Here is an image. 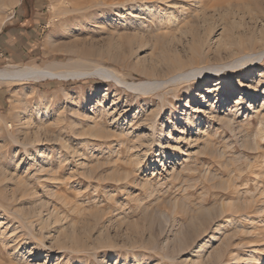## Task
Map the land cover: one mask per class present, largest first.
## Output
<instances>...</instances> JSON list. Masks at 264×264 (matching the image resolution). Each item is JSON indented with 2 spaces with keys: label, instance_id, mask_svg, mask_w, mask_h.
Segmentation results:
<instances>
[{
  "label": "rangeland",
  "instance_id": "rangeland-1",
  "mask_svg": "<svg viewBox=\"0 0 264 264\" xmlns=\"http://www.w3.org/2000/svg\"><path fill=\"white\" fill-rule=\"evenodd\" d=\"M221 1L17 0L0 9V68L61 74L0 82V264H190L208 240L198 259L206 264L208 253L234 228L236 240L218 264H234L230 253L241 257L238 264L250 254V264H264V214L255 213L264 203V138L258 134L264 48L244 50L258 58L254 67L246 66L250 76L223 75L228 89L214 101L206 87L219 78L216 69L232 63L234 51L213 57L227 24L208 7ZM226 1L256 7L251 13L232 11L235 36L264 31V0ZM199 8L211 13L213 31L204 56L182 71L207 66L210 74L178 78L167 72L159 40ZM171 49L183 59L189 55L186 41ZM97 69L117 80L97 75ZM140 80H150V86L125 85ZM259 80V88H248ZM237 198L256 200L248 212L251 222L230 217L240 222L231 226L227 214L214 211L198 219L201 210ZM47 214L62 217L60 224L41 230ZM217 223L220 231L214 230ZM72 228L76 247L58 244L60 250L58 230Z\"/></svg>",
  "mask_w": 264,
  "mask_h": 264
},
{
  "label": "bare ground",
  "instance_id": "bare-ground-1",
  "mask_svg": "<svg viewBox=\"0 0 264 264\" xmlns=\"http://www.w3.org/2000/svg\"><path fill=\"white\" fill-rule=\"evenodd\" d=\"M200 1V0H199ZM17 0H0V9L2 8H10L13 5L17 4L16 3ZM123 3V2H122ZM221 3H223V1H221ZM146 4V3H145ZM150 4V3H149ZM201 4V3H200ZM256 4V3H255ZM138 5V4H137ZM234 5H236L237 7H234ZM211 8L212 12L214 14L218 15L220 14V16L223 14V16H221V20H225V24H227V27L225 26L223 28V34L221 35V39H219L218 41H216L215 44V51H214V55L213 57H217L220 58L221 55L223 54L222 51L226 52L228 50H231L232 48L234 49L233 52L229 53V58H232V63L230 64H226L227 66L229 65V67L231 68L228 71V67L227 66H222L218 69H216V73H218L219 78L213 82V85H211V87H206L207 88V93L211 92L213 94H215L214 96V101L217 99V95L218 93H220V91L226 89L224 84H225V79L223 77V75L225 76H231L230 72H237L240 71L245 77L250 76V71L246 69V66H252L254 67L255 65H253V62H255L257 59H255V61L252 60V58L250 57L251 53L249 52V54L245 53L244 50L250 48L253 49L254 47H256V45H258L259 49L263 51L264 48V31L260 32L259 35H257L256 33H250L249 35L245 34H239L238 36H235L233 33V29L236 28L237 26V22H232L229 21L230 19V15H234L236 12H232V11H246L248 13H251L252 11H256V7H250V3H231L229 1H226L223 4H218L215 3V5H209ZM256 6L258 7V4H256ZM8 8V9H9ZM260 8V7H259ZM200 9V8H199ZM3 11V10H2ZM149 11V10H148ZM198 14H196L191 20L183 22L182 24H180V26H176L175 28V33L171 34L169 36H165L162 37L160 41V49H161V55H162V62H164L166 69L168 70V73H178V78H201V77H205L207 76L209 73V67H197V68H193L190 69L189 71H182L186 65H192L193 64V60L196 58H200L202 57V53H204L203 48L206 47L207 44V37L209 36L210 33H212L213 31V25L212 23H210L212 20H210V16L211 13L209 15V13L207 12V9L204 10L200 9L198 10ZM173 17V16H172ZM213 17V16H212ZM190 19V18H189ZM168 20V18H167ZM182 20V19H181ZM186 20V19H185ZM170 21V19H169ZM235 21V20H234ZM166 22V21H165ZM173 22V20H172ZM173 24V23H172ZM174 25V24H173ZM229 26V27H228ZM202 28L203 32H200V29ZM172 32V31H171ZM173 33V32H172ZM183 41H186L187 43V51L189 52V55L186 57V59H183L182 56L176 51H172L171 46L175 43V44H181L183 43ZM257 48V47H256ZM203 51V52H202ZM256 52V51H255ZM261 52V51H260ZM257 53V52H256ZM204 56V55H203ZM207 57V56H206ZM224 61V60H223ZM220 62V61H219ZM229 63V62H228ZM234 63V64H233ZM198 65V64H197ZM225 65V64H224ZM227 67V68H226ZM155 68L152 70L151 75H156V70ZM101 71L102 73H98L97 75L107 78V79H116L117 80V76L115 74H113V72H110L107 69H97L96 70ZM142 72V71H141ZM220 73H222L220 75ZM77 74V73H76ZM146 74V73H145ZM63 75V74H62ZM73 75V74H71ZM75 75V74H74ZM78 75H84L82 73H78L76 75L77 78H80L82 76H78ZM61 74L59 73H55V71H52L50 69L47 68H39V67H30V66H8L7 68H0V82L2 83H11V82H26V81H39V80H44V79H48V78H54V77H60ZM257 76V75H256ZM177 78V76H176ZM175 78V79H176ZM174 79V80H175ZM150 80L148 81H137L136 83H124L128 88L132 89V90H139L140 88H145V87H149L150 86ZM263 80H259L256 85L254 86H248L249 89L251 90H255L257 88L260 87V83H262ZM164 83V82H163ZM154 84V83H153ZM162 84V83H161ZM239 87L242 90L248 89L247 87L244 86V84L242 82L238 83ZM263 86V85H262ZM156 88V87H155ZM230 90H228L227 94H229L230 96H232L235 92L234 89L232 88V86H230ZM211 89V90H210ZM228 89V88H227ZM226 89V90H227ZM248 89V90H249ZM263 92H264V88ZM241 90V91H242ZM250 90V91H251ZM259 90V89H258ZM191 89H188L187 93H190ZM261 91V89H260ZM226 93V91H225ZM253 93V92H252ZM254 94V93H253ZM264 95V93H263ZM253 97L255 98V94L253 95ZM224 101V100H223ZM263 104V102H262ZM154 115V114H153ZM155 116V115H154ZM155 118V117H154ZM149 120V119H148ZM263 121H260V126H259V136L264 138V117L263 119H261ZM154 124V123H153ZM160 129L158 130L159 133L161 134L162 129L164 128V122H160ZM228 126H232V125H228ZM152 127V126H151ZM94 128V127H93ZM98 128V127H97ZM90 130V129H89ZM92 130V129H91ZM98 130H100L98 128ZM93 131V130H92ZM87 132V131H86ZM96 132H98L96 130ZM100 134V132H98ZM96 133V134H98ZM92 134V133H91ZM102 134V132H101ZM35 136V135H34ZM30 138V137H29ZM28 138V139H29ZM30 140V139H29ZM33 140V139H31ZM163 157L166 156V153L162 154ZM137 162V160H136ZM138 163H139V159H138ZM137 166V164L135 165ZM140 166V165H139ZM138 166V167H139ZM249 167V166H248ZM249 169V168H248ZM253 170H251L252 173ZM241 172V171H239ZM264 172V171H263ZM249 174V173H248ZM255 174V173H252ZM257 174V173H256ZM263 174V173H262ZM261 174V175H262ZM240 175V174H239ZM258 175V174H257ZM256 175V176H257ZM259 175V176H261ZM242 176V175H241ZM239 176V177H241ZM250 176V175H249ZM255 176V175H254ZM129 177L126 175V178ZM245 177V176H244ZM259 178V177H258ZM261 178V177H260ZM123 179V178H122ZM3 181V180H2ZM254 181V180H253ZM26 189V188H25ZM16 191V190H14ZM19 192V191H18ZM17 194V193H16ZM6 196V195H5ZM24 196V195H23ZM238 199V198H237ZM6 200V199H5ZM11 200V199H10ZM256 202V200H255ZM254 201H252L251 199L247 200V199H243L240 200V198L238 200H234V201H223L220 205H218V208H215L213 210H201L198 213V219L203 220L204 218L210 217L212 212L213 213H217L219 215H225L227 214V218L225 220V223L233 226H236V223L238 224L239 221H235L230 217H234L236 218V216H238L237 218L240 217H244L245 219H248L249 221L252 220V217L248 214L249 210L253 209L254 210ZM259 203V202H258ZM263 203V202H261ZM260 203V204H261ZM12 204V203H11ZM262 206H260L258 208L257 206V210L255 213H259V215H263L264 214V203L261 204ZM255 206V207H256ZM214 208V207H213ZM201 209V208H200ZM252 210V211H253ZM32 212V211H31ZM37 212V211H36ZM36 212H33L36 213ZM40 213V212H38ZM250 213V212H249ZM54 214V212H53ZM57 214V212L55 213ZM98 214V213H97ZM100 214V213H99ZM49 216H47V220L46 222L43 221L40 222L42 223L40 225V229H47L50 225H54V223H59L60 224V217L56 216V215H52V214H47ZM96 215V213H95ZM197 214H195L196 216ZM33 216V215H32ZM31 216V217H32ZM37 216V214H36ZM41 216V215H40ZM27 217V216H26ZM25 217V218H26ZM30 217V216H29ZM38 218L39 215L37 216ZM24 218V219H25ZM34 218V217H33ZM94 218V217H93ZM98 218V217H97ZM96 218V219H97ZM100 218V217H99ZM212 218V217H211ZM229 218L231 220H229ZM30 219V218H29ZM28 219V220H29ZM95 219V220H96ZM215 219V218H214ZM241 219V218H240ZM94 220V219H93ZM94 220V221H95ZM237 220V219H236ZM239 220V219H238ZM212 221V220H211ZM63 222V221H62ZM101 222V221H100ZM251 222V221H250ZM94 223V222H93ZM214 223V222H213ZM240 223V222H239ZM62 224V223H61ZM95 224V223H94ZM192 224V223H191ZM98 225V224H97ZM196 225V224H195ZM207 225V224H206ZM57 226V224H56ZM209 226V225H208ZM216 226V225H215ZM234 226V227H235ZM47 227V228H46ZM239 227V226H238ZM59 229V228H58ZM201 229V228H200ZM221 229V224L217 223L216 228L214 229L215 231H220ZM232 229V228H231ZM39 230V231H41ZM234 231L230 230V234L229 235H222L223 238L220 239V242L218 244V246L214 249H212L208 255H207V259H206V264H218L219 261H221V258L223 257V252L226 250V248L228 247L229 243L235 239L237 237L236 232L238 231L237 228L233 229ZM89 231V230H88ZM203 231V230H202ZM205 231V230H204ZM229 231V230H228ZM241 230H239L240 232ZM243 231V230H242ZM250 232V231H249ZM248 232V233H249ZM78 233V232H76ZM75 233V230L70 229L68 230H58L57 235H56V240L55 242L57 243L56 245H65V244H70L71 246H75L78 243L79 238L77 237ZM199 232H196L195 234H197ZM205 233V232H204ZM207 233V232H206ZM247 233V235H248ZM47 234V233H46ZM200 234V233H199ZM201 234H203L201 232ZM246 234V233H245ZM13 235V234H12ZM50 235V234H49ZM198 235V234H197ZM240 235V234H239ZM238 235V236H239ZM3 236V235H2ZM48 236V235H47ZM189 236V234H188ZM54 237V236H53ZM199 237V236H198ZM211 239H214L213 234L210 237ZM52 239V238H51ZM23 240V239H22ZM197 240V239H196ZM53 241V240H52ZM210 241V240H209ZM81 242V241H80ZM196 242V241H194ZM193 242V243H194ZM207 241L203 242L198 251H197V259L196 261L192 260V263L190 264H203L201 263L198 259L201 257L202 253L206 252V247H207ZM180 243V242H179ZM192 243V242H191ZM111 244V243H110ZM181 244V243H180ZM58 245V246H59ZM126 245V244H125ZM237 245V244H236ZM241 245V244H240ZM181 247H183L184 245H179ZM64 247V246H63ZM70 247V246H69ZM76 247V246H75ZM79 247V245L77 246ZM173 247V246H172ZM180 247V249H181ZM189 247V246H188ZM58 248V247H57ZM60 250H62V248L59 246ZM68 248V247H67ZM167 248V247H166ZM65 249V248H64ZM75 249V248H73ZM77 249V248H76ZM228 250V249H227ZM182 253V252H181ZM180 254V253H179ZM229 256L231 257L230 260L232 259L234 262V264H238L241 261V257L238 255H234L232 253L229 254ZM254 257L253 255H248L247 257L242 259V262H244L245 264H250L254 261ZM256 264H260V261H256Z\"/></svg>",
  "mask_w": 264,
  "mask_h": 264
},
{
  "label": "crops",
  "instance_id": "crops-1",
  "mask_svg": "<svg viewBox=\"0 0 264 264\" xmlns=\"http://www.w3.org/2000/svg\"><path fill=\"white\" fill-rule=\"evenodd\" d=\"M1 33V32H0ZM1 54V53H0ZM12 55L11 56H13L14 58L15 57H17V53H16V51H12V53H11ZM12 57V58H13ZM0 94H1V92H0ZM2 104H3V102L1 101V96H0V108L2 107Z\"/></svg>",
  "mask_w": 264,
  "mask_h": 264
}]
</instances>
